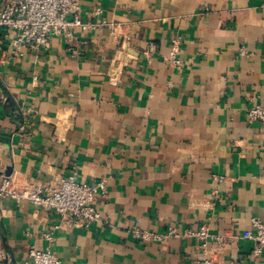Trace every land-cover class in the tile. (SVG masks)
Instances as JSON below:
<instances>
[{
	"label": "crops",
	"instance_id": "crops-1",
	"mask_svg": "<svg viewBox=\"0 0 264 264\" xmlns=\"http://www.w3.org/2000/svg\"><path fill=\"white\" fill-rule=\"evenodd\" d=\"M78 13L73 39L23 55L0 30V174L106 178L102 220L57 229L53 210L1 199L0 264L31 245L63 264H204L185 235L202 225L226 237L209 243L214 264H264L247 237L264 222V124L248 117L264 101V0H80ZM170 228L163 241L134 232Z\"/></svg>",
	"mask_w": 264,
	"mask_h": 264
},
{
	"label": "built area",
	"instance_id": "built-area-1",
	"mask_svg": "<svg viewBox=\"0 0 264 264\" xmlns=\"http://www.w3.org/2000/svg\"><path fill=\"white\" fill-rule=\"evenodd\" d=\"M0 30L8 29L15 32L11 40L13 51L23 55L27 49L38 50L50 45L54 35H65L73 39L71 27L82 25L79 16L80 0H0ZM102 11L101 8L98 9ZM73 14V19L69 15ZM181 37L173 40L170 61L180 67ZM247 53L245 48L241 49ZM251 121H260L264 124V101L255 103L248 109ZM222 181L225 176H215ZM108 194V179L103 178L92 183L80 182L75 176L63 177L55 184L30 183L18 184L11 175L0 174V200L14 199L27 200L41 204L59 215V222L55 228H75L89 226L93 221L102 220V214L96 207L99 195ZM254 231H249L247 237L254 241L255 255L264 252V222L258 217H252ZM135 234L145 241H163L169 236L179 235L175 228H170L165 233L135 229ZM187 236L198 237L203 246V263L214 264L212 256L208 255V246L212 240L224 243L226 237L213 235L207 225L197 229H188ZM49 241L54 240L51 232L44 234ZM230 237L228 240H232ZM4 252L0 249V258ZM22 264H63V261L51 250L50 247L39 248L31 245L29 258Z\"/></svg>",
	"mask_w": 264,
	"mask_h": 264
}]
</instances>
